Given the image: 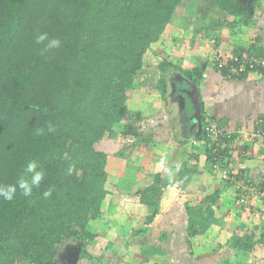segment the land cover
<instances>
[{
	"label": "trees",
	"instance_id": "16d2710c",
	"mask_svg": "<svg viewBox=\"0 0 264 264\" xmlns=\"http://www.w3.org/2000/svg\"><path fill=\"white\" fill-rule=\"evenodd\" d=\"M185 1L195 0H0V184L15 183L33 159L46 174L31 196L18 191L12 201L0 199V264H60L59 251L68 240L79 244L80 259L93 261L88 248L96 234L90 223L103 216L109 197L119 205L136 203L147 209L142 234L156 224L162 189L170 186L185 200L187 211L220 210L223 230L232 234L229 245L237 252L233 264H263L264 224L241 225L230 219L231 212L220 206V189L210 183L217 163L226 170L236 135L224 132L221 150L215 153L203 115L195 137L204 142L211 168L200 166V150L194 145L179 169L166 166L150 174L153 183L134 194L111 182L109 155L98 149L106 141L136 135L139 114L131 109L129 97L166 99L168 69L200 88L204 70H187L175 56L162 59L145 83H136L148 52ZM262 1L216 0V5L231 18L226 23L233 30L251 25ZM38 31L59 38L60 48L42 55L43 45L35 43ZM253 59L259 63L251 68ZM215 70L226 79H247L264 72V51L256 45L239 48L230 58L220 57ZM49 123L55 132L47 131ZM37 128L44 133L36 136ZM257 128V135L264 132V122ZM73 164L78 174L68 175ZM50 187L52 195L46 199L43 192ZM262 205L263 200L250 206L252 214L264 213ZM189 229L196 233L194 223ZM165 237L171 240L173 232ZM118 254L125 257L128 250L110 243L99 261L109 264Z\"/></svg>",
	"mask_w": 264,
	"mask_h": 264
},
{
	"label": "rangeland",
	"instance_id": "374dc122",
	"mask_svg": "<svg viewBox=\"0 0 264 264\" xmlns=\"http://www.w3.org/2000/svg\"><path fill=\"white\" fill-rule=\"evenodd\" d=\"M254 17L255 19H260L259 14L258 16L255 14ZM226 22H232V20L228 21L226 16L221 14L216 5V0L183 2L175 14L168 32L164 33L161 41L148 52L147 63L149 66L146 63L145 69L137 76L136 80L145 79L148 75L157 71V66L162 59L172 55L182 57L180 52L188 46L190 37L191 40H193V37L196 42L201 39L206 40L207 43L215 42L214 44H216L220 40L221 30L228 25ZM129 94H131V91H129ZM132 99L134 101L133 97H129V101ZM143 104L145 105L144 101H142ZM134 106L136 108V103H134ZM151 110V106H144V111L142 112L145 114V112H150ZM136 112L139 114L135 122V126L139 128L136 135L111 144L106 141L98 146V149L105 150L108 153L109 158L114 159V162L110 163L109 166L110 172L108 171L112 176L111 182L118 188L126 189L131 194H134L140 188H147L151 185L153 179L150 174L157 172L161 168L159 166L161 158L169 157L167 156V149L169 148L166 144L167 140L159 133L162 123H152L151 120H145L143 118L144 115H141L140 111L137 110ZM151 127L152 130L158 131L157 133H152V136L149 135L150 131H152L150 130ZM165 127V131L170 127L171 129L174 128L173 125L168 128L167 125ZM193 127L196 128L198 134L199 126L197 123ZM140 135L144 139H141ZM179 137L181 139L185 138L182 133ZM194 138L196 139V137ZM192 145L197 146L205 155L204 142L196 140ZM175 146L177 145L175 144ZM182 149V154L174 159L177 162L181 161V165L187 160L186 155L191 150V147H186L185 145L182 146ZM120 152L123 153L122 157L119 155ZM208 167L211 168V166ZM212 178L220 180L222 177L220 173L216 174L213 172L211 180ZM222 179L224 180V178ZM162 193L160 204L162 200L163 203L166 200L167 202L162 204L161 214L156 224L149 227L146 233L142 234L138 232L144 227V220L148 215L147 209L144 210L143 206L136 203L119 205L117 200L109 197L104 203L103 216L98 220H92L90 223V228L96 234V239L88 249L95 259L93 261L82 260L79 257L76 259L79 244L75 240H68L60 248L58 257L60 264H101L99 260L110 243L119 245L123 250L127 249L128 255L121 257L118 254L109 264H195L194 260L196 259L202 264H205L204 262L216 264L220 258L221 262L227 260L228 257L222 258V256L218 257V255L221 246L228 238L232 237V234L223 230L224 218L220 210L216 207L211 208L213 210L210 211L204 210L203 207L197 208L195 216L197 218L201 216V218H199V223L197 222L196 233H193V230L189 229V225L185 226L191 215L189 216L190 213L185 209L177 190L176 194L169 195L172 196L171 198L174 197V199H167L169 196L166 197V189H162ZM178 196H180L181 200L176 199ZM220 206H222L221 203ZM250 206L248 203L243 206H235L232 210L233 213L231 212L230 219L241 225H246V222L262 225L264 223V213L255 212L253 215V211L249 208ZM262 208L264 210L263 205ZM202 215L206 218H203ZM173 230L176 231L177 241L171 242L167 237L161 238L164 233ZM203 233L206 235L200 236ZM230 234L231 237H228ZM193 237L196 238L193 239ZM190 238L193 239L191 243L187 242L191 240ZM203 250L204 252L206 251L207 255H210L209 258L206 259V256H201L202 253L197 254L198 251ZM262 257L264 259V256Z\"/></svg>",
	"mask_w": 264,
	"mask_h": 264
},
{
	"label": "crops",
	"instance_id": "0c3cea01",
	"mask_svg": "<svg viewBox=\"0 0 264 264\" xmlns=\"http://www.w3.org/2000/svg\"><path fill=\"white\" fill-rule=\"evenodd\" d=\"M255 14L256 16L259 14L260 19H255L254 17V22L249 26L238 25L233 30L230 29L228 25L224 27L219 36L220 40H218L216 44L212 42L214 45L201 39L196 42L193 37V40H191L190 37V43L180 52L182 57L175 56L181 62L183 68L187 70H192L196 67H200L204 70L202 84L200 88H198L202 110V122L204 115L205 119L208 118L217 122L226 134L236 135L235 141L232 143L233 155L226 167V171L234 177V181L228 182L225 179L223 180V175L221 173L220 176L222 178L220 180L218 178V180H216V178L210 179L211 185L221 191V205L230 212L237 206L236 202L241 193L237 190L238 185L241 183L243 184L245 181L247 182V180H249L248 182L264 181V132L257 135V124L260 121L261 123L264 122V72H255L244 80L226 79L220 73L216 72L215 63L220 57L230 58L234 56L235 53H238L239 48H248L250 45H256L264 51V0L262 1L261 9L256 11ZM226 19L228 21L231 20L227 15ZM170 27L171 26L167 28L165 34ZM149 76L150 75H148V77ZM148 77L139 81L136 80L137 85L145 83ZM164 77L168 83L166 99L163 100L158 97L142 99L130 96L134 98V101L133 99L130 100L129 105L134 111H140V114L144 115L143 118H145V120H151L152 123H162V126L159 128V133L165 137L167 140V147L169 146L167 149V156L169 157L165 156L163 159L166 160V166H176L177 164L181 165V161L177 162L174 159L182 154V146L186 145V147L190 146L192 148V146H194L192 144L196 141L194 137L197 134V130L193 127L195 108L189 96L195 83L188 80L179 71L174 69H168V71L164 73ZM142 101L145 102V105H142ZM134 103H136V108ZM144 106H151L152 110L144 114L142 112L144 111ZM166 125L167 128L170 127V125H173L174 128L171 129L170 127L168 128L170 131H165ZM150 130H152V127ZM150 132L149 135L152 136V133H157L158 131L153 129ZM181 133L184 135V139L179 137ZM140 137L144 139L141 135ZM146 139L149 140V138ZM111 143L112 142L109 144ZM175 144L177 146H175ZM113 162L114 159L108 157L107 170L109 172L110 163L112 164ZM206 162V152L204 155L200 150V166H207ZM164 168L165 167L159 168L157 172L162 171ZM166 190V197L176 194V188L173 186L167 187ZM171 197L172 196H169L167 199H174V197ZM179 197L180 196L176 199H180ZM166 202L167 200L164 201V203ZM164 203L162 200L160 206L162 207ZM182 203H185L183 198ZM248 204L251 206H260L261 201L255 195L249 194ZM210 210L213 209H209L208 211ZM196 211V209L188 211L190 213L189 216H191L188 218L185 226L191 223L197 226V222L200 221L199 218H201V216L197 218L195 216ZM202 216L206 218L204 215ZM171 232H173L171 242L177 241L178 237L176 236V231L173 230ZM226 234L229 235L228 233ZM204 235L206 234H200V236ZM228 237H231V234ZM194 238L196 237H193V239ZM193 239L187 242L191 243ZM229 239L231 240V238H228L223 243L218 255V257H228V259L221 262L220 258V260H217L216 264H233L237 259L235 257V255L237 256V252L229 245ZM201 253V256H206V259L210 256L209 254L207 255L204 250L197 252V254ZM212 255H214V253H212ZM197 260L198 259L194 260L195 264H202ZM204 263L207 264L206 262Z\"/></svg>",
	"mask_w": 264,
	"mask_h": 264
},
{
	"label": "clouds",
	"instance_id": "9594fccd",
	"mask_svg": "<svg viewBox=\"0 0 264 264\" xmlns=\"http://www.w3.org/2000/svg\"><path fill=\"white\" fill-rule=\"evenodd\" d=\"M35 43L37 45H43L41 49V54L49 53L54 49H58L61 46V40L59 38H50L47 32H37L35 37ZM203 123V122H202ZM47 131L52 133L55 132V126L51 123L48 124ZM44 133L43 128H37L35 130V135L40 136ZM64 159H68V153H64ZM159 166L165 167L166 169V160L161 158L159 160ZM177 169H179L180 165H176ZM78 174L76 171L75 165H70L67 168V174ZM45 170L41 166L40 162L36 159L30 160L24 167L23 174L16 180L15 183L12 184H0V199L4 201H12L18 191L21 195L25 197H29L33 193L34 188H39L40 185L45 180ZM52 195V188H48V190L43 192L44 198H49Z\"/></svg>",
	"mask_w": 264,
	"mask_h": 264
},
{
	"label": "built area",
	"instance_id": "2783aa9c",
	"mask_svg": "<svg viewBox=\"0 0 264 264\" xmlns=\"http://www.w3.org/2000/svg\"><path fill=\"white\" fill-rule=\"evenodd\" d=\"M258 63L259 62L253 59L250 62L251 68H253L255 64ZM205 124H206L205 130L208 132L209 140H211L215 144L214 152L218 153L221 150L220 138L224 134V131L223 129H221L220 125L217 122L210 120L208 118H206ZM217 161L220 162L219 159ZM219 165L220 164L217 163L214 166V173H221L224 179L234 181V179H232V177L230 176L229 172L221 169ZM237 190L238 192H241L236 202L237 206L246 205L249 200V194L255 195L256 197H258L260 201L262 200L264 201V181L249 182V183L245 181L243 184L241 183L240 185L237 186Z\"/></svg>",
	"mask_w": 264,
	"mask_h": 264
},
{
	"label": "water",
	"instance_id": "95a60500",
	"mask_svg": "<svg viewBox=\"0 0 264 264\" xmlns=\"http://www.w3.org/2000/svg\"><path fill=\"white\" fill-rule=\"evenodd\" d=\"M189 96L192 99V102L195 108V115H194L193 120L195 123H197V125L199 126V129L202 130L203 123H202L201 102H200L198 87L196 84L193 85V89L189 93ZM78 257H79V251H78V255L76 256V259H78Z\"/></svg>",
	"mask_w": 264,
	"mask_h": 264
},
{
	"label": "flooded vegetation",
	"instance_id": "af4514ba",
	"mask_svg": "<svg viewBox=\"0 0 264 264\" xmlns=\"http://www.w3.org/2000/svg\"><path fill=\"white\" fill-rule=\"evenodd\" d=\"M194 125H195V122H194ZM200 130V129H199Z\"/></svg>",
	"mask_w": 264,
	"mask_h": 264
}]
</instances>
